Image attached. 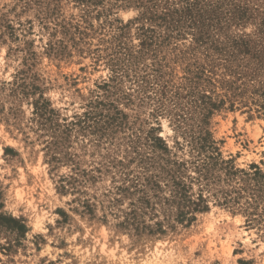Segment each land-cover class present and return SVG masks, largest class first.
<instances>
[{"label":"rangeland","instance_id":"374dc122","mask_svg":"<svg viewBox=\"0 0 264 264\" xmlns=\"http://www.w3.org/2000/svg\"><path fill=\"white\" fill-rule=\"evenodd\" d=\"M216 153L206 188L186 180L205 197L191 220L160 202L148 228L119 225L123 178ZM254 166L264 0H0V264H264Z\"/></svg>","mask_w":264,"mask_h":264},{"label":"trees","instance_id":"16d2710c","mask_svg":"<svg viewBox=\"0 0 264 264\" xmlns=\"http://www.w3.org/2000/svg\"><path fill=\"white\" fill-rule=\"evenodd\" d=\"M43 106V104L35 105V113L39 118H42L47 112H52V110L48 111ZM198 141L205 142V138H198ZM200 146L204 145L201 144ZM163 149L165 152H168L165 146ZM217 156H219L218 153H216L215 156H211V154L205 155L202 162L198 161V158L189 161L177 160L170 157L160 158L162 164H157L158 170L155 173L150 175H136L132 179L123 178L125 182H131L128 185L116 186L115 189L117 193H121L122 196L137 195V199L135 203H130L131 207L128 211L124 212V218L119 225L125 227L132 226L135 229L148 228V225L144 224L143 216L147 211H153V216H158L159 214L156 205L160 202L167 206L164 210L167 214H163L166 221L172 216H175V219L179 221L191 220V214L193 212L204 209L206 206L204 205L205 197L202 195V187L196 197H193L189 193V185L187 184V181H205L202 186L203 188H206L208 185L207 182L209 181V175H207V172H209V162L215 160ZM187 164H189L194 173H196L195 176L186 173V169L188 168ZM228 164L229 163L226 165L227 174H234L235 172L232 171V168L229 167L230 165L228 166ZM153 165L154 164H151L150 167H153ZM254 168L255 171L252 173L253 177L262 176L264 178V176L259 173L257 167L254 166ZM78 176L79 175H75L64 178L62 181L66 184L62 185L61 188L64 191H66L65 187L71 191H77L76 183L78 182ZM256 183H258L257 180ZM241 189L243 188L234 190L237 195L236 198H239L241 195ZM223 193L224 195L222 196V199L225 204L234 201V198L228 197L227 192ZM113 200L118 202L120 199L114 198ZM252 204L253 203L248 202V205ZM85 208L88 211L91 210V207L88 204L85 205ZM154 212L157 213L155 214ZM154 225L156 226L157 231H162V221H156L154 222Z\"/></svg>","mask_w":264,"mask_h":264},{"label":"bare ground","instance_id":"6f19581e","mask_svg":"<svg viewBox=\"0 0 264 264\" xmlns=\"http://www.w3.org/2000/svg\"><path fill=\"white\" fill-rule=\"evenodd\" d=\"M161 259V258H160ZM164 260V259H163ZM154 263V262H153Z\"/></svg>","mask_w":264,"mask_h":264}]
</instances>
